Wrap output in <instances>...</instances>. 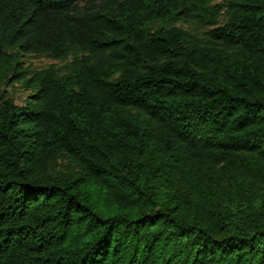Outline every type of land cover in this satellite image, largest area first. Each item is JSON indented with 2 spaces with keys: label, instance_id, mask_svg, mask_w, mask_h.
I'll use <instances>...</instances> for the list:
<instances>
[{
  "label": "trees",
  "instance_id": "16d2710c",
  "mask_svg": "<svg viewBox=\"0 0 264 264\" xmlns=\"http://www.w3.org/2000/svg\"><path fill=\"white\" fill-rule=\"evenodd\" d=\"M216 1L0 0V264H264V0Z\"/></svg>",
  "mask_w": 264,
  "mask_h": 264
},
{
  "label": "rangeland",
  "instance_id": "374dc122",
  "mask_svg": "<svg viewBox=\"0 0 264 264\" xmlns=\"http://www.w3.org/2000/svg\"><path fill=\"white\" fill-rule=\"evenodd\" d=\"M226 1L227 0H217L216 3L218 2L223 3ZM225 19L226 17L222 16L219 22L224 23ZM178 26H182L185 28H192V29L197 28L196 25L184 24L182 22L178 23ZM71 60L72 57H69L68 59H54L47 55H36V54H27L22 59L24 67L31 70H41L53 65L57 67H62L67 63L71 62ZM7 93H10L14 97L16 102L19 104H23L27 96V92H25L24 89L19 86H16L14 88L8 87Z\"/></svg>",
  "mask_w": 264,
  "mask_h": 264
}]
</instances>
